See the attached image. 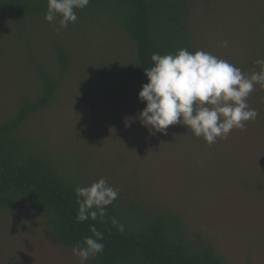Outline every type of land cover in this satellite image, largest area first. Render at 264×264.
<instances>
[{
	"label": "rangeland",
	"instance_id": "374dc122",
	"mask_svg": "<svg viewBox=\"0 0 264 264\" xmlns=\"http://www.w3.org/2000/svg\"><path fill=\"white\" fill-rule=\"evenodd\" d=\"M259 12L264 14V4L258 0L195 1L190 32L198 50L246 74L259 71ZM55 24L42 30L32 52L11 34L0 35V121L14 114L21 98L36 97L38 70L49 69L59 79L52 100L15 131L31 151L51 157L82 186L105 178L119 190L114 202L132 200L178 215L188 235L203 238L226 264H264V88L257 85L248 97L257 119L227 139L209 145L181 124L155 132L138 119L145 107L138 92L147 78L126 86L116 115H109L130 54L124 38L97 25H69L57 33ZM56 41L69 55L62 75L51 51ZM71 249L47 233L33 207L0 212V264H79Z\"/></svg>",
	"mask_w": 264,
	"mask_h": 264
},
{
	"label": "trees",
	"instance_id": "16d2710c",
	"mask_svg": "<svg viewBox=\"0 0 264 264\" xmlns=\"http://www.w3.org/2000/svg\"><path fill=\"white\" fill-rule=\"evenodd\" d=\"M195 1L90 0L86 8L77 10L78 20L70 26L80 30L95 25L112 27L130 51L121 65L123 74L110 102L111 118L117 113L123 89L132 84L138 87L146 78L144 69L153 66V53L164 55L181 48L198 50L190 32ZM258 1L264 4V0ZM46 10L47 0H0V35L11 34L32 52L37 37H43L42 30L50 25L44 19ZM258 16L263 20L262 12ZM51 51L62 75L68 69L69 55L59 41L52 43ZM37 79L36 97L21 98L14 114L0 121V212L33 207L41 214L47 233L69 247L90 235L88 226L95 224L104 233L105 248L87 264H226L203 238L188 235L178 215L143 203L113 202L103 223H77L74 188L84 186L51 157L31 151L15 134L31 114L50 103L59 85L58 77L49 69L40 68ZM83 99L93 113V105L84 92ZM110 217L125 225L123 233L111 225Z\"/></svg>",
	"mask_w": 264,
	"mask_h": 264
},
{
	"label": "clouds",
	"instance_id": "9594fccd",
	"mask_svg": "<svg viewBox=\"0 0 264 264\" xmlns=\"http://www.w3.org/2000/svg\"><path fill=\"white\" fill-rule=\"evenodd\" d=\"M90 0H47L46 22L55 24L59 33L78 20L77 10L86 8ZM221 47H227L222 42ZM153 66L144 69L147 83L141 86L138 99L145 103L138 119L143 126L165 133L170 125L181 124L194 136L212 145L227 139L233 129L243 131L249 121L259 116L248 104V97L256 86L264 88V59L255 61L259 71L246 74L226 59L204 50L190 52L181 48L175 53L150 57ZM77 204L75 220L103 223L108 206L119 196V190L103 177L88 186L74 188ZM111 225L119 232L125 225L110 217ZM90 235L72 246V255L79 264L103 253L104 233L89 224Z\"/></svg>",
	"mask_w": 264,
	"mask_h": 264
}]
</instances>
